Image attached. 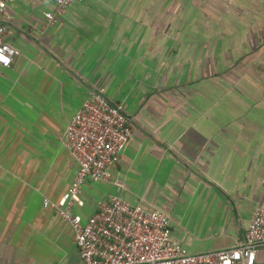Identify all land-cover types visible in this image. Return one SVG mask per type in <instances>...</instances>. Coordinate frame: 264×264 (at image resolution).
I'll list each match as a JSON object with an SVG mask.
<instances>
[{
  "label": "crops",
  "instance_id": "crops-1",
  "mask_svg": "<svg viewBox=\"0 0 264 264\" xmlns=\"http://www.w3.org/2000/svg\"><path fill=\"white\" fill-rule=\"evenodd\" d=\"M54 9L13 0L1 20L20 55L0 66V264H83L45 200L75 180L65 133L95 94L133 138L73 212L119 196L164 212L189 252L240 246L264 208V0H77L48 25Z\"/></svg>",
  "mask_w": 264,
  "mask_h": 264
},
{
  "label": "built area",
  "instance_id": "built-area-1",
  "mask_svg": "<svg viewBox=\"0 0 264 264\" xmlns=\"http://www.w3.org/2000/svg\"><path fill=\"white\" fill-rule=\"evenodd\" d=\"M13 0H0V66L10 68L18 49L6 42L2 16ZM77 0H54L55 9L45 13L48 25L56 24ZM133 130L124 105L95 94L69 122L65 145L79 166L69 191L58 204L45 200L74 230L83 264H255L264 249V208L251 218L240 246L201 253L189 252L174 241L170 218L159 210L131 204L119 196L99 201L84 222L73 212L84 206L82 189L87 182L111 180L109 168L128 148Z\"/></svg>",
  "mask_w": 264,
  "mask_h": 264
},
{
  "label": "rangeland",
  "instance_id": "rangeland-1",
  "mask_svg": "<svg viewBox=\"0 0 264 264\" xmlns=\"http://www.w3.org/2000/svg\"><path fill=\"white\" fill-rule=\"evenodd\" d=\"M215 30H216V26H215Z\"/></svg>",
  "mask_w": 264,
  "mask_h": 264
}]
</instances>
